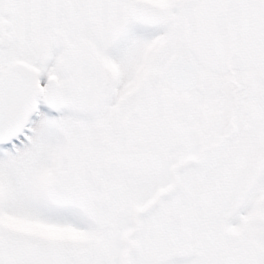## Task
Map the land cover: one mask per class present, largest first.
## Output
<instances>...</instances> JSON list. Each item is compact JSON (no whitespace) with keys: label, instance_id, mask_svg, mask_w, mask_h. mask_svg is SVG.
<instances>
[{"label":"snow or ice","instance_id":"1","mask_svg":"<svg viewBox=\"0 0 264 264\" xmlns=\"http://www.w3.org/2000/svg\"><path fill=\"white\" fill-rule=\"evenodd\" d=\"M0 264H264V0H0Z\"/></svg>","mask_w":264,"mask_h":264}]
</instances>
